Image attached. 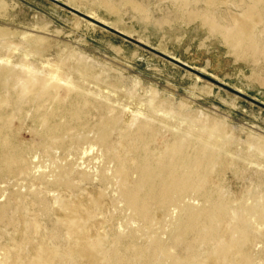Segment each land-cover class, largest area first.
Instances as JSON below:
<instances>
[{
    "label": "rangeland",
    "instance_id": "rangeland-1",
    "mask_svg": "<svg viewBox=\"0 0 264 264\" xmlns=\"http://www.w3.org/2000/svg\"><path fill=\"white\" fill-rule=\"evenodd\" d=\"M55 1L264 105V52L237 50L201 19L209 14L215 23L230 28L234 19H241L248 0ZM259 13L264 12L260 9ZM0 29L6 32L3 39L7 42L0 49V61L7 59L15 72L30 68L44 78L59 75L61 87L70 82L88 100L81 125L68 124L64 146L54 145L47 152L39 148L41 128L31 99L21 101L20 114L10 107L2 109L12 116L7 132L12 142L26 151L29 167L24 175L0 174V205L11 202L8 215L14 214L19 225L25 222V215H37L47 231L59 217L57 199L86 205L101 193L103 211L96 217L104 222L105 234L126 233L138 226L118 199L115 163L95 140L101 120L110 119L117 120L109 138L114 147L118 148L122 131L135 132L148 124L156 133L150 144L155 152L176 133H185L189 125L195 129L220 125L228 140L224 146L226 165L211 171L208 188L233 206L241 201L250 203L254 196L264 198V155L255 151L264 143L263 108L48 0H0ZM255 34L261 36L264 48V22L256 25ZM36 37L43 41L34 46L29 40ZM5 95L14 99L15 89L0 93ZM60 96L69 103L75 93L62 91ZM42 105L43 112L52 108L48 101ZM60 169L69 171V188L55 185ZM34 196L52 209L48 215L41 213ZM16 198L27 204L28 212L17 207ZM192 202L198 205L200 200L192 197ZM165 230V224L154 228L163 240L167 239ZM7 242L6 237H0V245ZM137 243L143 244L144 239L138 237ZM59 245L63 247L62 242ZM256 246L252 255L261 259L264 236Z\"/></svg>",
    "mask_w": 264,
    "mask_h": 264
},
{
    "label": "bare ground",
    "instance_id": "bare-ground-1",
    "mask_svg": "<svg viewBox=\"0 0 264 264\" xmlns=\"http://www.w3.org/2000/svg\"><path fill=\"white\" fill-rule=\"evenodd\" d=\"M248 3L241 19H234L230 28L215 23L209 14L201 19L237 50L263 53L255 27L264 22V13H259L260 9L264 12V0ZM5 33L0 29V49L7 45ZM42 41L39 37L29 40L34 46ZM6 60L0 61V93L15 89L16 97L0 96V174L24 175L29 170L26 151L8 135L12 116L2 109L10 107L20 114L21 101L31 99L36 108L35 121L41 128L39 148L47 152L54 145L64 146L68 124L81 125L88 100L70 82L61 87L59 75L44 78L30 68L15 72ZM62 91L74 92V100L65 103ZM46 101L52 108L43 112ZM56 117L62 121L55 122ZM116 122L101 120L95 140L115 163L118 199L138 226L126 233L105 234L104 222L96 217L103 211L101 193L86 205L57 199L59 217L47 231L37 215H25V222L19 225L14 214L8 215L10 202L0 205V237L8 239L0 245V264H264V254L261 259L252 255L257 240L264 236V198L254 196L250 203L241 201L233 206L218 191L208 188L211 171L226 165L224 146L228 140L220 125L196 129L189 125L185 133H176L155 152L150 144L156 133L148 124L140 125L135 132L122 131L118 148L114 147L109 138ZM255 151L264 155V143ZM57 174L55 185L69 188V171L60 169ZM192 197L200 200L198 205ZM15 201L21 211L28 212L22 199ZM33 202L42 214L52 211L38 196ZM163 224L166 240L154 231L155 226ZM138 237L144 239L143 244L137 243Z\"/></svg>",
    "mask_w": 264,
    "mask_h": 264
},
{
    "label": "water",
    "instance_id": "water-1",
    "mask_svg": "<svg viewBox=\"0 0 264 264\" xmlns=\"http://www.w3.org/2000/svg\"><path fill=\"white\" fill-rule=\"evenodd\" d=\"M48 1H50V2H52V3H54V4H56V5H58V6L62 7V8H64V9H66V10L70 11L71 13H73L74 15L79 16V17H81V18H83V19H85V20H88V21H90L91 23H93L94 25H96V26H98V27H100V28H102V29H104V30H106V31H108V32H110V33H112V34H114V35H116V36H118V37H120V38H122V39H124V40H126V41H128V42H130V43H132V44H134V45H136V46H139V47H141V48H143V49H145V50H147V51H149V52H151V53H153V54L159 56V57H161V58H163V59L169 61L170 63H173V64H175V65H177V66H179V67H181V68H184L185 70L194 73L195 75L199 76L200 78H202V79H204V80H206V81H208V82H211L212 84H215V85H217V86H219V87H221V88H223V89H225V90H227V91L233 93L234 95H236V96H238V97H241V98H243V99H245V100H247V101L253 103L254 105H256V106L261 107V108L264 109V105H262L261 103H258V102H256V101L250 99L249 97H247V96L241 94L240 92L235 91V90H232V89H230V88L224 86L223 84H221V83H219V82L213 80L212 78H210V77H208V76H205V75H203L202 73L193 70L192 68L186 66L185 64L181 63L180 61H178V60H176V59H174V58H172V57L166 56V55H164V54H162V53H159V52L153 50L152 48H149V47L143 45L142 43H140V42H138V41H136V40H134V39H132V38H130V37L124 35V34H122L121 32H119V31H117V30H114V29L108 27L107 25H104V24H102V23H100V22H98V21H96V20H93L92 18H90V17H88V16H86V15H83V14L79 13V12L76 11V10H73V9H71V8H68L67 6H65V5L59 3V2H57V1H55V0H48Z\"/></svg>",
    "mask_w": 264,
    "mask_h": 264
}]
</instances>
